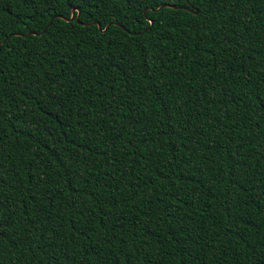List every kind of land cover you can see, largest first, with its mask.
<instances>
[{
	"label": "trees",
	"instance_id": "obj_1",
	"mask_svg": "<svg viewBox=\"0 0 264 264\" xmlns=\"http://www.w3.org/2000/svg\"><path fill=\"white\" fill-rule=\"evenodd\" d=\"M163 4L0 0V264H264V0Z\"/></svg>",
	"mask_w": 264,
	"mask_h": 264
},
{
	"label": "water",
	"instance_id": "obj_2",
	"mask_svg": "<svg viewBox=\"0 0 264 264\" xmlns=\"http://www.w3.org/2000/svg\"><path fill=\"white\" fill-rule=\"evenodd\" d=\"M163 5H165V4H163ZM163 5H160L159 7H161V6H163ZM159 7H157L156 9H158ZM74 10H75V8H72L71 9V13H70V16L68 17V18H64L63 16H61V15H55L56 17H58V18H62V19H65V20H70V19H73L74 18ZM190 11L192 12V13H195L196 12V10H191L190 9ZM77 14H78V10H77ZM51 19H52V17L49 19V21L47 22V24H49L50 23V21H51ZM89 23H93V21H91V22H84V23H82V24H89ZM149 23H150V21H149ZM96 24V26L100 29V26H99V24L98 23H95ZM106 27V26H105ZM105 27L102 29V30H104L105 29ZM41 32V31H40ZM29 33H31V34H34L35 32H33V31H29ZM15 35L16 34H21V33H14Z\"/></svg>",
	"mask_w": 264,
	"mask_h": 264
},
{
	"label": "snow or ice",
	"instance_id": "obj_3",
	"mask_svg": "<svg viewBox=\"0 0 264 264\" xmlns=\"http://www.w3.org/2000/svg\"><path fill=\"white\" fill-rule=\"evenodd\" d=\"M180 5L183 6L185 3L189 2V0H179ZM174 0H166L165 6H173Z\"/></svg>",
	"mask_w": 264,
	"mask_h": 264
}]
</instances>
